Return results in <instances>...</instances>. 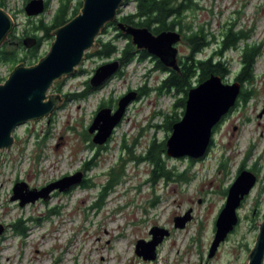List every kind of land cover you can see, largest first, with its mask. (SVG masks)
<instances>
[{
	"label": "rangeland",
	"instance_id": "rangeland-1",
	"mask_svg": "<svg viewBox=\"0 0 264 264\" xmlns=\"http://www.w3.org/2000/svg\"><path fill=\"white\" fill-rule=\"evenodd\" d=\"M29 1L0 0L15 21L18 40L25 32L32 33L40 19L50 23L59 2L51 0L44 14L29 18L25 13ZM71 1L72 6L78 5L79 0ZM197 3L199 9L188 15L187 22L206 27L216 38L198 58L205 59L219 50L232 27L250 35L240 42L239 49L224 53L223 60L231 63L225 83L237 82L242 48L247 44L259 48L256 79L249 86L253 98L247 104L240 103L214 131L213 145L202 160L167 156L166 143L172 131L165 127V121L167 116L183 118L182 109L174 108L182 95L160 89L165 74L156 71L149 58L132 62L121 76L85 100L62 105L51 120L44 118L19 126L12 149L0 153V226L4 227L0 264H248L259 225L264 221V0ZM134 11L135 1L131 0L121 9V15ZM116 33L114 27H109L102 38L109 41ZM38 37L42 38L39 61L48 53L54 37L45 38L42 32ZM118 44L124 46L125 40ZM177 48L179 58L188 55L185 43ZM97 51L87 52L80 67L84 73L55 82L48 94H79L99 66L117 60L101 58ZM15 67L0 62V84ZM140 90V98L129 105L107 148L100 151L103 146L95 145L88 132L100 104L113 103ZM153 143L157 151L165 144L160 166L168 174L155 182H151L155 167L136 160L144 157ZM88 161L95 166L86 174ZM241 167L257 176L256 185L237 210L238 225L210 258L217 220ZM121 169L123 181L102 201L101 209L95 208L111 172ZM77 172H83L94 187L77 185L66 193L55 191L47 201L24 207L11 200L17 182H25L29 189H41ZM183 174L186 181L180 178ZM188 212L185 226L175 227V219ZM20 219L30 220L24 236L17 235L12 226ZM154 227L169 231V236L158 246L156 260L145 261L136 255V244L151 241Z\"/></svg>",
	"mask_w": 264,
	"mask_h": 264
},
{
	"label": "water",
	"instance_id": "water-1",
	"mask_svg": "<svg viewBox=\"0 0 264 264\" xmlns=\"http://www.w3.org/2000/svg\"><path fill=\"white\" fill-rule=\"evenodd\" d=\"M127 1L82 0L79 14L51 32L54 41L46 56L35 65L18 64L7 80L0 84V153L12 149L16 141L14 132L19 126L30 121L51 119L64 105L62 95H49L48 92L55 82L79 73L87 52L100 49L98 39L107 26L119 18L118 11ZM45 11L46 0H30L25 6V13L29 18L39 17ZM15 25L9 12L0 7V49L8 41ZM116 27L132 38L138 50H146L169 69H180L177 48L182 40L180 32L163 31L155 35L146 27H135L122 22H118ZM23 43L32 46L36 44V40L27 39ZM120 69L119 60L99 66L89 80L90 86L94 89L103 87ZM241 90L240 83H225L218 75H211L191 88L187 94L184 116L172 126L171 136L166 143L167 156L194 160L204 158L211 147L214 129L235 107ZM136 98V92H130L119 100L115 112L112 108H102L97 112L88 129L95 145L104 146L109 142L127 108ZM83 180L84 173L77 172L41 189H29L25 182H17L11 200L19 201L21 207L39 200L47 201L53 192H69L73 187L81 185ZM256 182L257 176L253 172L243 170L229 188L226 203L216 223L210 258L238 225L237 210ZM189 214L190 212L184 217L176 218L175 227L183 228L190 218ZM3 233L4 227L0 226V235ZM150 234L151 241L140 240L136 244V255L145 261L156 260L157 248L169 236V231L154 227ZM247 260L248 264H264V221L259 225L255 245Z\"/></svg>",
	"mask_w": 264,
	"mask_h": 264
},
{
	"label": "trees",
	"instance_id": "trees-1",
	"mask_svg": "<svg viewBox=\"0 0 264 264\" xmlns=\"http://www.w3.org/2000/svg\"><path fill=\"white\" fill-rule=\"evenodd\" d=\"M131 0H128L130 2ZM135 11L131 14L121 15V10L118 11L119 20L127 25L135 27H146L152 33L159 34L163 31H178L184 36V43L187 46L189 53L179 62L180 69L174 71L163 66L158 61V71L165 74V78L161 83L160 89L167 94L174 93L182 95L181 99L175 104L174 108L180 107L182 109V116L185 113V104L187 100L188 91L193 88L194 83H201L207 80L211 75H218L223 80L227 79L231 74V63L223 60V55L228 50L239 49L241 41L249 39V33L244 31H235L234 27L230 28L223 37L222 45L220 49H216L213 53L205 59L198 58L197 55L207 49L213 41L216 39L214 35L207 32L204 26H195L194 22H187L188 15L191 12H196L199 9L198 0H134ZM51 0H47L46 10H48ZM126 3V4H127ZM4 3H0V7L3 8ZM82 8V1L79 0L77 6H72L71 0H59L58 8L54 13L50 23L45 22L44 19H40L37 22V26L33 29L32 33L25 32L23 38L17 39L15 30L9 36L8 41L0 49V62L10 63L17 66L20 63H25L27 66L34 65L38 62L39 48L42 43V38L38 37V32L45 33V38H50L51 32L64 26L75 16H77ZM117 19V20H118ZM113 24H109L107 28L114 27L117 32L116 35L109 41H105L102 37L98 39L101 44L100 49L97 51V56L101 58L115 57L119 60L121 69L117 75L121 76L123 70L129 66L132 62L138 60L151 59V55L146 50H138L133 44L132 38L119 31L116 27L118 21ZM113 25V26H112ZM106 30L103 31L106 33ZM34 32H37L36 34ZM17 39L18 42H14ZM29 39L30 41L36 40V44L32 46H26L23 42ZM14 40V41H13ZM125 40L124 46L120 47L118 42ZM88 55V54H86ZM261 55L259 48L256 45H246L242 48V63L239 73L236 76V81L241 84L242 90L235 107L231 112L240 105V103L247 104L254 95L252 87H249L255 82V66L257 58ZM84 73L83 70L79 71V74ZM116 75V76H117ZM1 82V81H0ZM109 82V81H108ZM108 82L102 87L104 88ZM93 89L88 83L85 85L83 92L73 95H65L67 97V103L71 100H85L90 95L101 90ZM112 102V101H111ZM107 106V102L103 101L99 109ZM230 112V113H231ZM230 113L223 118L221 123L230 115ZM180 121V118L175 116L166 117L167 129L172 131L174 123ZM220 123V124H221ZM219 124V125H220ZM219 125L214 129L216 131ZM213 145V140L212 144ZM162 149L157 151L155 143L151 145L148 153L140 158L136 159L138 163L147 162L151 163L155 168L153 170V177L151 182H155L158 177L168 176L167 173L161 171L160 166V154L165 149V144H162ZM107 146L99 147V150H105ZM202 160V159H201ZM95 164L91 161L86 162L84 172L87 174L94 168ZM244 170V167L239 169L240 173ZM113 171V170H112ZM123 169L121 171L111 172L108 184L102 190L100 200L94 203V207L101 209L103 206L102 201L112 192L116 185L121 184L123 177ZM181 179L187 180L186 174L180 176ZM81 187L91 188L94 185L91 184L89 179L84 178ZM57 214V213H55ZM30 220H18L12 226L17 235L24 236L28 230L27 224ZM40 223V222H39Z\"/></svg>",
	"mask_w": 264,
	"mask_h": 264
},
{
	"label": "flooded vegetation",
	"instance_id": "flooded-vegetation-1",
	"mask_svg": "<svg viewBox=\"0 0 264 264\" xmlns=\"http://www.w3.org/2000/svg\"><path fill=\"white\" fill-rule=\"evenodd\" d=\"M1 3V2H0ZM46 3H47V0H46ZM118 22H121L120 20L118 21ZM117 26V25H116ZM154 34V33H153ZM155 35H158V34H155ZM181 35H182V40H181V42H183L184 43V41H183V39H184V36H183V34L181 33ZM151 58V60H153L152 62L154 63V67H155V70L156 71H158V59L156 58V57H153V56H151L150 57ZM183 60V58H179L178 57V64H179V62L180 61H182ZM114 61V60H113ZM160 62V61H159ZM161 63V62H160ZM162 64V63H161ZM163 65V64H162ZM164 66V65H163ZM94 75V74H93ZM117 75V74H116ZM116 75L115 76H113L110 80H112L114 77H116ZM90 80V79H89ZM89 80L85 83V85H87V83L90 85V83H89ZM109 80V81H110ZM102 88V87H101ZM94 89V88H93ZM136 92V94H137V99H136V101L140 98V96H141V90L140 91H135ZM64 99H65V103L64 104H67V97L65 96V95H63L62 96ZM122 98V97H121ZM120 98V99H121ZM118 102H119V100L118 101H115V102H108L107 103V106H105V107H102V108H112L113 109V111L115 112L117 109H118ZM101 108V109H102ZM128 109V108H127ZM127 111V110H126ZM126 114V113H125ZM124 117H125V115H124ZM124 119V118H123ZM51 120V119H50ZM123 121V120H122ZM121 124V123H120ZM119 124V125H120ZM92 137V136H91ZM93 138V137H92ZM104 146H106V145H104ZM203 159V158H202ZM201 160V159H200Z\"/></svg>",
	"mask_w": 264,
	"mask_h": 264
},
{
	"label": "bare ground",
	"instance_id": "bare-ground-1",
	"mask_svg": "<svg viewBox=\"0 0 264 264\" xmlns=\"http://www.w3.org/2000/svg\"><path fill=\"white\" fill-rule=\"evenodd\" d=\"M118 20H119V19H118ZM118 20H117V21H118ZM116 25H117V24H116ZM112 26H113V25H112ZM106 29H107V28H106ZM212 140H213V139H212Z\"/></svg>",
	"mask_w": 264,
	"mask_h": 264
}]
</instances>
